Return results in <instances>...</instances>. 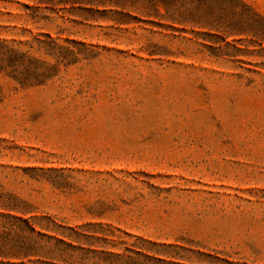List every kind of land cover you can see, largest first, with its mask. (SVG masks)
Masks as SVG:
<instances>
[{"label":"rangeland","instance_id":"obj_1","mask_svg":"<svg viewBox=\"0 0 264 264\" xmlns=\"http://www.w3.org/2000/svg\"><path fill=\"white\" fill-rule=\"evenodd\" d=\"M87 1L0 0V262L264 264V0Z\"/></svg>","mask_w":264,"mask_h":264},{"label":"trees","instance_id":"obj_2","mask_svg":"<svg viewBox=\"0 0 264 264\" xmlns=\"http://www.w3.org/2000/svg\"><path fill=\"white\" fill-rule=\"evenodd\" d=\"M88 2V4L89 5H92V4H94L95 6H97L98 4H104L103 2H100V1H93V0H90V1H87ZM94 2V3H93ZM74 3H77V4H80V3H82L81 1L79 2V1H77V2H74ZM120 5H121V8H125V3H119ZM0 264H5V263H3V262H0ZM7 264H14V263H7Z\"/></svg>","mask_w":264,"mask_h":264}]
</instances>
